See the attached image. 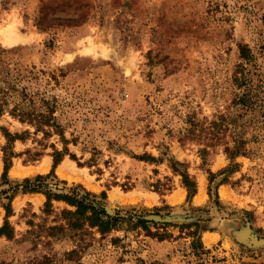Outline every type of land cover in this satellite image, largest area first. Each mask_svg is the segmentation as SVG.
Returning a JSON list of instances; mask_svg holds the SVG:
<instances>
[{"label": "rangeland", "instance_id": "374dc122", "mask_svg": "<svg viewBox=\"0 0 264 264\" xmlns=\"http://www.w3.org/2000/svg\"><path fill=\"white\" fill-rule=\"evenodd\" d=\"M45 2L58 5L54 17L87 12V19L41 30L35 20ZM0 47L5 71L37 106L48 100L64 137L77 141L68 145L76 160L67 154L57 166L65 164L69 176L57 167L50 175V144L61 150L59 136L44 138L0 116V127L23 134L8 172L17 187L9 218L15 241L0 237V264H264V246L236 238L249 228L264 239L263 118L233 103L242 78L264 98V0H0ZM219 115L236 119L221 128L220 141L209 132ZM233 136L246 154L230 162L224 148ZM5 144L0 130V177ZM180 172L196 183L190 200ZM38 175L52 192L88 193L119 218L116 227L32 238L27 231L64 224L60 212L75 209L53 201L44 214V194L24 192L25 180L35 184ZM4 217L0 205V227ZM71 250L77 253L67 255Z\"/></svg>", "mask_w": 264, "mask_h": 264}, {"label": "trees", "instance_id": "16d2710c", "mask_svg": "<svg viewBox=\"0 0 264 264\" xmlns=\"http://www.w3.org/2000/svg\"><path fill=\"white\" fill-rule=\"evenodd\" d=\"M58 6L55 3H43L38 12L36 18V25L41 30H46L54 26H76L84 23L87 19V12L80 14L76 17H54L53 10ZM52 13V15L50 14ZM6 50L0 47V116L4 113H8L12 117L18 119L22 123H27L34 128V133H42L44 138H49L50 136L57 135L63 145L61 150L56 148L55 144H50L52 148V168L51 174H54L56 167L62 161L64 156L67 154L71 159L76 160L74 154L68 152L69 143L74 145L77 143L75 139L70 142L64 137L63 127L56 122L54 117L55 108L49 103L48 100H41L42 104L40 106L36 105L34 96L28 92L25 86H21L20 81L16 77L11 76L10 72L5 71L4 66V55ZM240 57L249 61L250 54L249 49L245 45L239 46ZM243 88V92L236 95L233 100L234 105L240 106L246 114L247 112L251 115L255 112L261 114L259 122L264 129V98L261 97V92L258 91L259 88L254 87V85H248L245 78H242V82L239 84ZM236 126V119L234 117H226L224 115H219L217 121H212L209 132L213 134V138L216 140H221L219 136L221 135V128L226 124ZM227 124V125H228ZM216 129V130H215ZM0 130L6 139V144L2 148L3 152V172L0 177V205L5 211L4 222L0 227V237H5L10 241H15L14 229L10 225L9 218L13 214L12 201L16 196L17 187L12 185L8 179V172L12 167V160L16 154L13 151L12 145L16 140H23V134H12L8 132L5 128L0 127ZM215 130V131H214ZM190 131H187L188 134ZM27 133V131H25ZM234 143L232 145H226L224 148V153L230 162H233L235 158L245 155L244 144L242 140H238L233 136ZM93 153L90 156L88 165L92 166L95 163V154L98 153L93 148ZM202 154L206 152V149L200 151ZM40 154H34V156H39ZM148 157V156H146ZM149 159V158H147ZM153 159V158H150ZM79 165L80 164L78 162ZM232 164L225 168L222 172L231 171ZM172 169L176 172L178 171L175 164ZM182 179V185L187 191V198L190 200L196 194V183L191 179L188 173L180 172ZM26 186H24V192L28 193H38L41 192L45 196V202L42 208L44 214H50L53 211V201H63L69 206L74 207V210L63 209L60 212V217L64 221V224H58L54 226H46L42 230H36L32 228L27 231V234L32 235V238H38L40 233L45 232L44 238L51 237L56 231H65L66 229L80 230L81 232H87V229H96L100 234H106L112 231L119 220L118 217L108 216L102 209H98L92 205L91 200L86 198V195H69L64 193L52 192L49 189V184L44 182V177L38 175L36 177V183L31 184L29 180H25ZM56 186V185H55ZM80 195V196H79ZM90 201V202H88ZM35 215V214H34ZM137 224L146 227L147 221L139 220ZM32 226L33 223H30ZM39 233V234H38ZM33 241V247H36V241ZM49 242L46 241L45 244ZM77 253V250H71L66 252L67 255H73ZM45 261L49 258L43 256ZM45 262H36L34 264H43Z\"/></svg>", "mask_w": 264, "mask_h": 264}, {"label": "water", "instance_id": "95a60500", "mask_svg": "<svg viewBox=\"0 0 264 264\" xmlns=\"http://www.w3.org/2000/svg\"><path fill=\"white\" fill-rule=\"evenodd\" d=\"M88 202H90V201H88ZM91 203L96 208L102 209L106 214L110 215V211H109L108 208H106V207H104L102 205H99L98 203L93 202V201H91ZM143 218L145 220H149V221L154 220V221H160V222H172V221H180V220H182L181 218H169V217H162V216H145ZM249 235H250L251 239H249ZM236 238H237L238 241L250 242L249 243V247H252V248L263 247L264 246V239H256V238L252 237L249 228H247L244 231L241 230L238 233H236ZM247 240H249V241H247Z\"/></svg>", "mask_w": 264, "mask_h": 264}, {"label": "bare ground", "instance_id": "6f19581e", "mask_svg": "<svg viewBox=\"0 0 264 264\" xmlns=\"http://www.w3.org/2000/svg\"><path fill=\"white\" fill-rule=\"evenodd\" d=\"M64 167H65V164L64 165H60L59 168L57 169L58 175L60 177H62V178H65L66 176H69L68 172L64 169ZM13 173L16 174L15 172H13ZM201 190L202 189L200 188L199 193L195 197L196 202H200L202 200L203 193H202ZM206 240L209 241V239H206Z\"/></svg>", "mask_w": 264, "mask_h": 264}, {"label": "crops", "instance_id": "0c3cea01", "mask_svg": "<svg viewBox=\"0 0 264 264\" xmlns=\"http://www.w3.org/2000/svg\"><path fill=\"white\" fill-rule=\"evenodd\" d=\"M57 168H58V167H57ZM57 168H56V169H57ZM208 233H210V234H212V235L215 234L214 232H208Z\"/></svg>", "mask_w": 264, "mask_h": 264}]
</instances>
